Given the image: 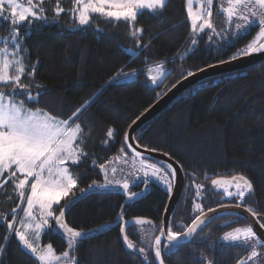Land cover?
Returning <instances> with one entry per match:
<instances>
[{"label": "trees", "instance_id": "obj_1", "mask_svg": "<svg viewBox=\"0 0 264 264\" xmlns=\"http://www.w3.org/2000/svg\"><path fill=\"white\" fill-rule=\"evenodd\" d=\"M59 3L65 9L60 16L54 12L57 0H48L43 5L47 20L57 19L56 22H36L35 30L26 38L28 30L21 28V37L26 49V71L36 65L35 77L29 80L25 75V82L33 85L34 95L43 93L38 105L29 106L39 107L62 120L74 118L83 131L82 146L87 156L80 164L71 165L78 183L61 202L69 205L65 213L68 225L86 234L74 245L76 264H155L152 249L146 254L147 262L139 253L128 249L118 217L123 209L128 223L136 218L152 221L154 241L169 202L167 189L153 183L145 191L144 186L137 185L131 190L144 195L132 201L115 186L86 194L84 190L93 181L97 184L103 181L99 165L120 154L125 133L188 71L197 72L230 60L258 29L234 41L231 36L222 41L206 29L198 39L197 48L183 58L191 40L196 39L187 15V0H167L164 9L155 13L144 10L135 23L143 33L136 37L131 31L115 30L118 26L130 29L127 23L98 14L92 16L90 26L71 29L69 26L77 25L68 12L73 8V1L59 0ZM212 20L218 30L223 27L220 0H215ZM9 27L6 21L0 20V38L11 35ZM3 46L0 40V47ZM161 63L171 72L162 84L154 87L145 72ZM117 73L137 76L119 82ZM77 109H80L79 115L73 117ZM109 128L115 130L112 138L106 135ZM136 140L143 148L170 156L186 174L183 195L171 217L173 231H182L200 214L194 209V203H201L205 212L209 208L236 204L234 197L216 191L211 182L231 179L234 175H243L252 182L253 192L245 196L242 206H251L264 224V61L240 72L208 79L187 90L139 130ZM125 152L131 156L127 147ZM193 174L196 183L204 186L200 198L195 196ZM20 204L12 181L0 188V213L8 220L12 218L11 209ZM247 225L235 214L218 216L187 244L169 252L163 247L165 264H206L207 260L213 264H236L248 252L222 241V237L235 227ZM141 226L147 224L126 230L134 246H143ZM43 243H51L58 253L68 248L64 236L53 228L46 232ZM0 248L3 249L0 264H40L23 249L3 219H0Z\"/></svg>", "mask_w": 264, "mask_h": 264}, {"label": "snow or ice", "instance_id": "obj_2", "mask_svg": "<svg viewBox=\"0 0 264 264\" xmlns=\"http://www.w3.org/2000/svg\"><path fill=\"white\" fill-rule=\"evenodd\" d=\"M44 2L45 0H27L26 4H22L19 0H0V20L7 22L11 33L7 38H0L4 45L0 47V178H2L0 188L12 181L21 204L26 203V207L20 209L23 212L22 218L18 219L19 206H17L11 209V220H8L3 213H0V219L6 221L7 229L12 231L23 247L33 254L40 264H55L61 260L64 264H75L71 249L86 234L68 225L65 219L66 206L61 205V200L68 197L78 183L69 165H77L83 157L87 156L82 146L84 143L82 127L74 118L62 120L39 107H30V104L33 106L39 104V97L43 93L38 92L34 95L31 92L33 85L25 82L24 79L25 75L29 80L35 77L36 65H31L26 71L24 62L26 49L22 44L21 28L28 30L25 34L26 38L31 31L35 30V21L47 20ZM198 2L200 10L194 12L192 0H187V15L193 34L208 29L223 41L228 36L233 38L247 36L255 28L258 32L254 38L230 57V60L264 52V0H226V5L225 0H220V13L224 18V25L220 30L212 21L214 0H198ZM73 5L70 15L80 26L89 25L91 14H99L111 21L127 23L132 29L131 35L135 37L138 33H143L142 28L135 27L138 15L143 10L153 13L163 10L166 0H73ZM54 12L56 16L65 12L59 0ZM208 38L212 40L211 35ZM191 44L196 45L197 40L193 38ZM228 62L220 61V63ZM204 70L199 69V71ZM152 71L155 72V75L149 77L152 83L156 84L159 80L162 84L163 81L160 78L167 76L163 63L155 69H150V72ZM119 75L120 73H117V76ZM124 75H135V73H124ZM193 75H195L194 72L188 71L184 78L187 79ZM5 89L10 90L5 91ZM84 107H87V104ZM79 112L80 109H77L73 117H78ZM114 132V129L109 128L107 137L112 138ZM123 139L124 145L120 148V154L99 165L104 172L105 183L97 184L93 181L84 190L85 194L88 191L115 186L125 193L129 201L141 198L144 192L132 191L135 185H130L127 179L115 181L108 179V166L113 165L110 171L115 175L117 172L115 165L122 163L130 164L133 169L139 165V170L143 171L144 177L162 182L171 195L176 169L171 164L166 167L161 164L158 167L156 162L149 163L143 154L129 143L127 133ZM104 143L107 144V140ZM125 147L130 149L131 156L125 152ZM194 177L195 174H193L195 196L200 198L204 186L196 183ZM30 179L32 183L29 185ZM211 182L216 190L222 189L224 195L229 198L234 197L237 208L243 205L245 196L253 192L252 182L243 175H234L231 179H212ZM143 184L147 191L148 179H145ZM26 187L30 189L27 195ZM54 205L59 206L55 211ZM194 209L200 214L196 215L182 231H173L170 227L160 228L151 245L156 264H165L162 245L171 250L180 246L182 240H192L197 230L212 219L205 213L201 203H194ZM208 211L215 210L209 208ZM245 211L251 213L253 217L259 215L251 206H245ZM50 220L55 222L56 230L62 231L67 238L68 250L63 251L61 255L56 254L52 244L42 247L38 242L40 234L45 229L52 230ZM118 221L121 225L122 239L128 249L138 252L147 262L145 248H135L126 234V228L144 224L152 225L153 222L136 218L133 223H128L123 216V209ZM261 227H264V224H261ZM222 240L248 252L246 256L237 260V264H264V252L258 250L264 248V240L252 227H235L227 231ZM2 251L3 249L0 248V252ZM206 264H213V261L207 260Z\"/></svg>", "mask_w": 264, "mask_h": 264}, {"label": "water", "instance_id": "obj_3", "mask_svg": "<svg viewBox=\"0 0 264 264\" xmlns=\"http://www.w3.org/2000/svg\"><path fill=\"white\" fill-rule=\"evenodd\" d=\"M228 63H218L212 65L213 67H206L204 71L194 72L195 75L183 78L178 83H176L169 91H167L151 108H149L128 130L129 143L136 147L137 151H140L145 159L158 160L166 165L171 164L172 167L176 169V178L174 180L171 195L169 197V202L163 216L162 227L171 228V217L178 206L181 197L184 192L186 185V174L183 168L170 156L159 151H153L140 146L136 140V134L141 130L148 122L154 119L157 115L163 112L170 104L185 93L187 90L197 86L198 84L215 77H219L226 74H231L234 72H240L251 67L258 65L264 61V52L254 53L248 56H241L235 60H228ZM130 151V149H129ZM131 152V151H130ZM213 186V185H212ZM214 188V186H213ZM215 189V188H214ZM216 190V189H215ZM222 190V189H221ZM234 190V189H230ZM122 191V190H121ZM89 192V191H88ZM122 193H124L122 191ZM125 194V193H124ZM69 205L65 207V213L68 210ZM215 211H206L207 215L212 219L220 216L221 214H235L242 217L250 227L257 233V235L264 240V228L261 227V223L257 217H253L251 213L245 211V207L241 206L237 208L236 205H223L213 208ZM211 219V220H212ZM210 220V221H211ZM207 224V223H206ZM204 225L201 226V228ZM200 228V229H201ZM198 229L197 232L200 230ZM127 230V228H126ZM197 234V233H196ZM195 237V236H194ZM193 237V238H194ZM192 238V239H193ZM191 241V240H190ZM190 241H181V245L187 244ZM180 245V246H181ZM162 255H163V245H162ZM154 257V255H153ZM164 258V256H163ZM155 261V260H154ZM156 264V261H155Z\"/></svg>", "mask_w": 264, "mask_h": 264}, {"label": "rangeland", "instance_id": "obj_4", "mask_svg": "<svg viewBox=\"0 0 264 264\" xmlns=\"http://www.w3.org/2000/svg\"><path fill=\"white\" fill-rule=\"evenodd\" d=\"M46 1H48V0H45V2ZM61 1H67V0H61ZM73 1V0H72ZM167 1V0H166ZM19 2L20 3H22V4H26L27 3V0H19ZM44 2V3H45ZM50 2V1H49ZM214 3H215V0H214V2H213V6H214ZM60 4V3H59ZM225 5H226V0H225ZM61 6V5H60ZM74 6V5H73ZM44 7V6H43ZM192 7H193V11L195 12V11H199L200 10V7H199V2H198V0H192ZM144 11V10H143ZM68 12L70 13V10L68 9ZM94 14H91V19H90V23H89V25H85V26H80L77 22V25L76 26H69L71 29H79V28H83V27H86V26H90L91 25V20H92V16H93ZM99 15V14H98ZM103 17V16H102ZM48 19V18H47ZM73 19V18H72ZM56 20L57 19H54V20H52V21H48V20H46L45 22H56ZM74 20V19H73ZM39 20H37V21H35L34 23H36V22H38ZM213 21V20H212ZM126 26V25H125ZM102 28V30H105V28L104 27H101ZM115 30H117V32L118 33H121L123 30L124 31H126L127 33L129 32V31H132V29L130 28V29H128V28H126V27H124V26H118V27H116V29ZM206 30V29H205ZM202 33L203 32H201V33H198V34H195V37H196V40H197V44L196 45H190L184 52H183V54H182V57L184 58V57H186L189 53H191L195 48H197V46H198V44H199V38H201V36H202ZM137 35H140V33H138ZM136 37V36H135ZM238 38H240V37H237V38H233L232 36H231V39H232V41H234V40H238ZM254 38V37H253ZM158 65H154V66H150L148 69H146V72H145V74H146V76L149 78L151 75H155V72L154 71H152V72H150V69H155L156 67H157ZM163 66H164V71L167 73V76L170 74V72H171V69L170 68H168L166 65H164L163 64ZM128 74H132V73H128ZM136 73H135V75H128V76H125L124 74L123 75H120L119 76V79H118V81L119 82H124V81H130V80H133V79H135L136 78ZM166 76V77H167ZM162 81H164L166 78H164V77H161L160 78ZM149 80H150V78H149ZM150 84L152 85V86H158V85H160L161 83H160V81L158 80V82L156 83V84H153L152 83V81L150 80ZM130 156V155H129ZM149 163H151V162H156L157 163V166L159 167L161 164H163L164 166H165V163H163V162H161V161H158V160H149V159H146ZM81 161H82V159H81ZM81 163V162H80ZM79 163V164H80ZM113 165H109L108 167H109V174H108V179L109 180H124V179H127L128 180V182L130 183V185H135V186H137V185H142V186H144V184H143V181L145 180V179H148V185H147V187H151L152 185H153V183H156V184H158V185H160V186H162V187H164L165 188V186L163 185V183L162 182H160V181H158V180H156V179H154V178H150V177H148V178H146V177H144V175H143V171H141V170H139V165H137V168L136 169H133L131 166H130V164H128V165H126V164H122V163H117L115 166L117 167V172L115 173V175H113L112 173H111V171H110V169H111V167H112ZM166 167V166H165ZM69 169H70V171L72 172V174L74 175V171H73V169L71 168V165H69ZM150 171V170H149ZM101 172H102V177H103V181L102 182H100V183H98V184H103V183H105V176H104V172L101 170ZM74 177H75V175H74ZM0 179H2V178H0ZM32 183V180L30 179L29 180V185ZM173 184H174V181H173ZM173 188V187H172ZM30 191V189H29V187H26L25 188V193H26V195L28 194V192ZM64 199V198H63ZM63 199L61 200V202L63 201ZM26 207V203H24V204H20V206H19V208H18V219L19 218H22L23 217V212L22 211H20V209H23V208H25ZM55 207H56V205H54L53 206V210L55 209ZM227 214V213H226ZM222 215H225V214H221V216ZM50 223H51V225H52V228L54 229V231L55 232H57V233H60L61 235H63L64 236V238H65V240L67 241V238H66V235L62 232V231H57L56 230V224H55V226H53V224H54V221H51L50 220ZM240 227H244V226H240ZM233 230V229H232ZM48 230L47 229H45V231L44 232H42L41 234H40V238H39V244L42 246V247H46V245L47 244H51V243H43V239H44V235L46 234V232H47ZM155 230L153 229V225H148L147 224V226H141L140 228H139V232L141 233V236H142V239H141V243L143 244V246H135V248H140V247H144L145 248V250H146V254H147V252H148V249H152L151 248V245H152V243H153V237H154V234H155V232H154ZM17 238V237H16ZM17 240L19 241V239L17 238ZM20 242V241H19ZM226 243H228V242H226ZM20 244H21V242H20ZM230 244V243H229ZM21 246L23 247V245L21 244ZM53 246V245H52ZM23 249L25 250V251H27L29 254H31L27 249H25L24 247H23ZM53 249H54V247H53ZM55 250V249H54ZM66 250H68V248L66 249ZM258 250H260V251H262V252H264V249L263 248H261V249H258ZM165 251H167V252H169L170 250L168 249V248H166L165 247ZM55 252H56V250H55ZM73 252H74V246H73V248L71 249V255H73L74 256V254H73ZM136 253H138V252H136ZM56 254L57 255H61L62 254V252L61 253H58V252H56ZM33 257H35L33 254H31ZM75 257V256H74ZM36 258V257H35ZM258 260L260 259V258H257ZM76 262H77V260H76V257H75V264H76ZM40 263V262H39ZM55 264H64V262H63V260H61V261H58V262H55Z\"/></svg>", "mask_w": 264, "mask_h": 264}, {"label": "flooded vegetation", "instance_id": "obj_5", "mask_svg": "<svg viewBox=\"0 0 264 264\" xmlns=\"http://www.w3.org/2000/svg\"><path fill=\"white\" fill-rule=\"evenodd\" d=\"M216 191H220V192H223V190H216ZM225 205H227V204H225ZM230 205H236V204H230ZM221 206H223V205H221ZM244 207V206H243ZM216 208V207H215ZM221 216V215H220ZM213 220V219H212ZM210 222V221H209ZM244 227H249V224L247 225V226H244ZM223 241V240H222ZM164 247V246H163ZM164 249V248H163ZM264 249V248H263ZM237 264V263H236Z\"/></svg>", "mask_w": 264, "mask_h": 264}]
</instances>
